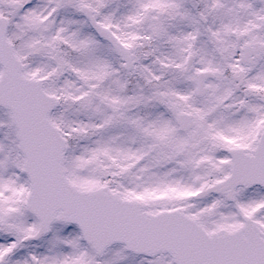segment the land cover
<instances>
[{
  "label": "snow or ice",
  "instance_id": "snow-or-ice-1",
  "mask_svg": "<svg viewBox=\"0 0 264 264\" xmlns=\"http://www.w3.org/2000/svg\"><path fill=\"white\" fill-rule=\"evenodd\" d=\"M0 264H264V0H0Z\"/></svg>",
  "mask_w": 264,
  "mask_h": 264
}]
</instances>
